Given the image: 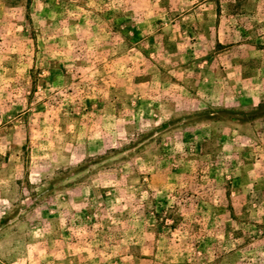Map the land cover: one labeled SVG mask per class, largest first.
Segmentation results:
<instances>
[{
	"label": "rangeland",
	"instance_id": "1",
	"mask_svg": "<svg viewBox=\"0 0 264 264\" xmlns=\"http://www.w3.org/2000/svg\"><path fill=\"white\" fill-rule=\"evenodd\" d=\"M0 264H264V0H0Z\"/></svg>",
	"mask_w": 264,
	"mask_h": 264
}]
</instances>
